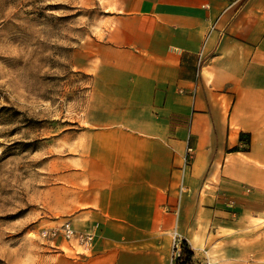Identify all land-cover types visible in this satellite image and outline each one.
I'll list each match as a JSON object with an SVG mask.
<instances>
[{
  "label": "crops",
  "instance_id": "1",
  "mask_svg": "<svg viewBox=\"0 0 264 264\" xmlns=\"http://www.w3.org/2000/svg\"><path fill=\"white\" fill-rule=\"evenodd\" d=\"M111 18L72 53L91 77L67 213L94 238L52 264H169L175 233L190 264H264V0H116Z\"/></svg>",
  "mask_w": 264,
  "mask_h": 264
},
{
  "label": "rangeland",
  "instance_id": "2",
  "mask_svg": "<svg viewBox=\"0 0 264 264\" xmlns=\"http://www.w3.org/2000/svg\"><path fill=\"white\" fill-rule=\"evenodd\" d=\"M115 5L0 0V264H52L83 252L41 231L71 222L68 173L84 152L91 76L72 53L101 38Z\"/></svg>",
  "mask_w": 264,
  "mask_h": 264
},
{
  "label": "built area",
  "instance_id": "3",
  "mask_svg": "<svg viewBox=\"0 0 264 264\" xmlns=\"http://www.w3.org/2000/svg\"><path fill=\"white\" fill-rule=\"evenodd\" d=\"M244 146L246 145L245 142ZM193 149L191 147L186 148L185 155V163L189 164V162L193 158ZM41 235L44 238L51 239V242H55L56 239H63L64 241L76 242V244L85 251L91 244L94 233L92 230L87 229L83 231H77L73 228L71 222H64L58 226H51L49 228H45L41 231ZM181 242L179 237L174 234L173 244H172V253L170 256L169 264H175L176 259L180 256L181 253Z\"/></svg>",
  "mask_w": 264,
  "mask_h": 264
},
{
  "label": "trees",
  "instance_id": "4",
  "mask_svg": "<svg viewBox=\"0 0 264 264\" xmlns=\"http://www.w3.org/2000/svg\"><path fill=\"white\" fill-rule=\"evenodd\" d=\"M181 248L180 256L176 259L175 264H190L192 252L185 242L181 243Z\"/></svg>",
  "mask_w": 264,
  "mask_h": 264
}]
</instances>
